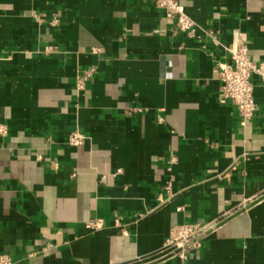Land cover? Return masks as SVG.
Masks as SVG:
<instances>
[{
  "label": "crops",
  "instance_id": "crops-1",
  "mask_svg": "<svg viewBox=\"0 0 264 264\" xmlns=\"http://www.w3.org/2000/svg\"><path fill=\"white\" fill-rule=\"evenodd\" d=\"M182 2L192 36L152 0H0V253L12 264H264V202L251 199L264 190V83L253 75L243 126L217 74L235 29L264 61V0ZM217 218L187 260L159 259L172 226Z\"/></svg>",
  "mask_w": 264,
  "mask_h": 264
},
{
  "label": "built area",
  "instance_id": "built-area-1",
  "mask_svg": "<svg viewBox=\"0 0 264 264\" xmlns=\"http://www.w3.org/2000/svg\"><path fill=\"white\" fill-rule=\"evenodd\" d=\"M157 6L164 10L166 18L173 20L175 28L179 31L192 36L195 32L196 22L186 11L182 0H152ZM37 21H43V15L35 13ZM57 20L54 17L50 24L56 25ZM52 46H47L46 50L50 52ZM229 52L228 60L218 62V79L220 81L219 101L223 104H231L239 115L240 124L245 126L253 118L257 109L254 97L253 75L259 76L264 83V61L255 62L251 58L249 39L245 32L235 29L232 33V42L227 46ZM94 68L84 70L77 77V88L84 89L88 80L92 77ZM162 121V118H159ZM85 135L82 132L75 131L69 136V143L73 146L82 144ZM174 162V158L169 160ZM168 192H171L172 185L168 183L165 186ZM258 202H264V190L251 198ZM178 207V210H182ZM227 215V214H226ZM221 219H212L203 222L181 223L171 227L169 235L165 239L160 249L159 259L169 257H179L185 261L192 250L199 249L203 240L220 225ZM86 227L90 229H99L103 222L91 220L86 222ZM0 264H12V260L6 253H0Z\"/></svg>",
  "mask_w": 264,
  "mask_h": 264
}]
</instances>
